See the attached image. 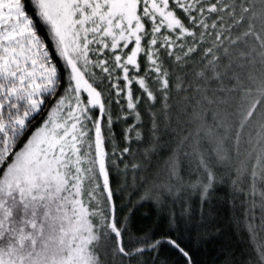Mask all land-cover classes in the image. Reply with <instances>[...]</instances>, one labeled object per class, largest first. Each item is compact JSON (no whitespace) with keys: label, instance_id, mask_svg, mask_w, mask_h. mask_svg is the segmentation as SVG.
<instances>
[{"label":"snow or ice","instance_id":"1","mask_svg":"<svg viewBox=\"0 0 264 264\" xmlns=\"http://www.w3.org/2000/svg\"><path fill=\"white\" fill-rule=\"evenodd\" d=\"M197 211L264 264V0H0V264H202Z\"/></svg>","mask_w":264,"mask_h":264},{"label":"trees","instance_id":"2","mask_svg":"<svg viewBox=\"0 0 264 264\" xmlns=\"http://www.w3.org/2000/svg\"><path fill=\"white\" fill-rule=\"evenodd\" d=\"M133 199H136V197ZM213 203H216L215 200ZM193 206L194 208L198 207V200L193 201ZM156 214L154 205L150 201L145 202L136 208L135 220L137 223L148 224L155 220ZM191 230L193 247L197 249V259L202 264H212V261L220 253L221 248L226 245H232L236 249L242 247V242L238 241L237 234L234 233L230 226L226 214L218 219H211L205 215L202 222L197 211L193 215Z\"/></svg>","mask_w":264,"mask_h":264}]
</instances>
